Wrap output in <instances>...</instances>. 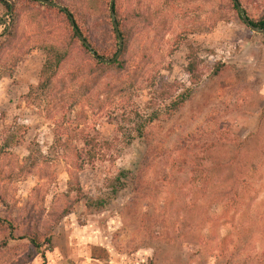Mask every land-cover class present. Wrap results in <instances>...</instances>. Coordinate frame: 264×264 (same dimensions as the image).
Listing matches in <instances>:
<instances>
[{"label": "rangeland", "instance_id": "rangeland-1", "mask_svg": "<svg viewBox=\"0 0 264 264\" xmlns=\"http://www.w3.org/2000/svg\"><path fill=\"white\" fill-rule=\"evenodd\" d=\"M60 1L83 14L93 46L112 49L98 0ZM240 1L252 18L264 8ZM9 2L21 9L5 41L0 3V264H264V35L230 0H116L129 29L121 70L97 68L60 12ZM47 46L67 56L32 91ZM75 172L85 196L54 224Z\"/></svg>", "mask_w": 264, "mask_h": 264}, {"label": "trees", "instance_id": "trees-1", "mask_svg": "<svg viewBox=\"0 0 264 264\" xmlns=\"http://www.w3.org/2000/svg\"><path fill=\"white\" fill-rule=\"evenodd\" d=\"M24 3L30 2L33 3L34 5H40L44 8H48V9H53L56 10L57 12H60L61 14H63V16L65 17V19L67 20V22L69 23V25H71L70 19H69V15L70 14L75 22V26L77 27L78 31L83 35V37L88 41V43L90 44L92 50L100 57L103 58H107L110 59L114 56V54L117 51L118 48V41H117V37L113 28V46L112 49H110L108 52L104 53L99 51L95 46H93L87 36L85 35L82 25H83V21H82V25L79 23V21H77V19H75V16L78 14L80 15V17L83 16V14L78 11V9L72 8L69 5H66L64 3H62L60 0H51L54 1L56 3H60L62 5H64L65 9L62 10L60 8H57L55 6L52 5H47L44 4L40 1L37 0H22ZM233 9L237 10L233 0H230ZM238 2L241 4V1L238 0ZM0 3H2L6 9V15L9 17V22L8 24L5 25L4 27V39L5 41H9L10 39L13 38V36L15 35L16 32V28H17V23H18V19H19V14H20V9L19 6H16L15 4H11L9 2V0H0ZM98 3L100 4V7L105 8V10L107 11V13L109 12V3L110 0H98ZM113 9H114V15H115V19H116V23H117V28L120 32L121 38H122V51L120 53V55L118 56L117 59H115V61L111 62V63H106V62H102L100 61L98 58L92 56L93 60L95 61V66L97 68L100 69H104L107 66H114L116 67L118 70H121L125 67L126 64V57H125V49L128 45V41H129V29H128V19L127 17H121V15L118 12L117 9V5H116V0H114V4H113ZM238 11V10H237ZM245 14L247 15L250 23H252L253 25L259 27V28H263L264 27V8L262 9L261 13L257 16V17H250L246 12ZM110 16V13H109ZM85 24V23H84ZM72 27V25H71ZM113 27V26H112ZM72 35L75 37V39H77L79 41L80 44V48L84 51V52H90V50L79 40V38L77 37L76 33L74 32L73 28L71 29ZM264 35V33H263ZM46 57L44 60V63L41 66L40 69V79L37 83V85L35 86V88H31L32 91H36V90H46L51 83L53 82V78L56 77L59 67L62 64V62L65 60L66 56H67V51L66 50H60L55 48L54 46H47L46 47ZM91 53V52H90ZM192 53L190 52V54L188 55V62H187V66H186V71L189 74V79L192 83H197L199 80V73L197 70V63L195 61V57L194 55H191ZM31 90L28 93V95H26V98L29 97V94L31 95ZM184 97H181V99L178 100H173L169 105H167V109L168 111L166 112V118L170 117L174 111L178 110L179 107H181L184 104ZM57 142H60V140H58ZM88 142V141H86ZM68 143H66V141H62L60 143V147L65 150V148H68ZM74 156V160H75V169L76 171H79L82 169V161H79L78 159L80 158V154L78 150H74L73 153ZM130 171L128 169H124L122 171H120V173L118 174V176L115 178V185L112 187L111 193L112 196L115 195L118 191L122 190L123 188H125V179L127 178V174ZM130 178V182H132V177ZM70 188H73L76 190V196H74L73 200L68 201L67 207H64L61 212L56 215L55 219L53 220V223H57L63 216H65L66 214L69 213L70 211V206L73 205L74 202L76 201H80L81 198H83L85 195H83V193L80 191V185H79V180L76 176V172L75 174L71 173L70 174ZM111 197V196H109ZM105 203V201H101V205H103ZM10 224L7 223V221L5 219H1L0 218V230H6L7 228L10 229ZM24 238H27L28 241L32 244L33 247L38 248L41 245V239H40V235L36 230H31V231H27V233L24 235ZM49 240V238L47 239Z\"/></svg>", "mask_w": 264, "mask_h": 264}, {"label": "water", "instance_id": "water-1", "mask_svg": "<svg viewBox=\"0 0 264 264\" xmlns=\"http://www.w3.org/2000/svg\"><path fill=\"white\" fill-rule=\"evenodd\" d=\"M37 1H40L44 4H47V5H52V6H55L57 8H60L62 10L65 9V7L59 3H56L54 1H51V0H37ZM237 10L240 12L241 14V19L242 21L254 32H257V33H261L263 34L264 33V27L263 28H259L255 25H253L252 23H250L247 15L243 12V9H242V6L241 4L238 2V0H233ZM113 4H114V0H110V3H109V13H110V17H111V21H112V26L114 28V31H115V34H116V37H117V41H118V48H117V51L116 53L114 54V56L110 59H106V58H103V57H100L98 56L91 48L90 44L88 43V41L83 37V35L78 31L77 27L75 26V22H74V19L73 17L69 15V19H70V22H71V25H72V28L74 30V32L76 33L77 37L79 38V40L90 50V52L92 53V55L96 58H98L100 61L102 62H106V63H111L113 61H115V59L118 58V56L120 55L121 51H122V38H121V35H120V32L117 28V23H116V19H115V15H114V9H113Z\"/></svg>", "mask_w": 264, "mask_h": 264}, {"label": "built area", "instance_id": "built-area-1", "mask_svg": "<svg viewBox=\"0 0 264 264\" xmlns=\"http://www.w3.org/2000/svg\"><path fill=\"white\" fill-rule=\"evenodd\" d=\"M5 16H6V19H3V21H2L3 22L2 23L3 27H5V25L8 24V22H9V17L7 15H5Z\"/></svg>", "mask_w": 264, "mask_h": 264}, {"label": "crops", "instance_id": "crops-1", "mask_svg": "<svg viewBox=\"0 0 264 264\" xmlns=\"http://www.w3.org/2000/svg\"><path fill=\"white\" fill-rule=\"evenodd\" d=\"M112 263L114 264L113 260H112Z\"/></svg>", "mask_w": 264, "mask_h": 264}]
</instances>
